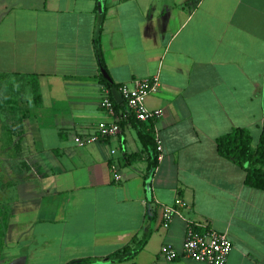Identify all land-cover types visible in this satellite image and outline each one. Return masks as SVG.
Listing matches in <instances>:
<instances>
[{
  "label": "crops",
  "instance_id": "1",
  "mask_svg": "<svg viewBox=\"0 0 264 264\" xmlns=\"http://www.w3.org/2000/svg\"><path fill=\"white\" fill-rule=\"evenodd\" d=\"M154 76L147 105L163 113L142 123L162 140L155 168L135 116L118 135L76 143L112 120L103 78L122 109L120 87ZM1 80L25 107L9 133L14 155L0 157V264H206L162 251L186 236L184 219L163 224L162 204L177 197L188 219L228 234L227 264H264V190L216 143L236 127L258 142L263 131L264 0H0ZM33 81L39 104L28 101ZM144 233L133 259L108 260Z\"/></svg>",
  "mask_w": 264,
  "mask_h": 264
},
{
  "label": "built area",
  "instance_id": "2",
  "mask_svg": "<svg viewBox=\"0 0 264 264\" xmlns=\"http://www.w3.org/2000/svg\"><path fill=\"white\" fill-rule=\"evenodd\" d=\"M159 77L134 80L132 84L125 83L120 87L125 100V107L117 109L112 96V90L108 86L102 87L100 107L107 111L112 120L99 123L90 135H77L75 141L80 146H86L107 137L118 135L122 131V122L135 116L138 120L148 121L162 115V109H150L147 105V97L157 91ZM155 140L157 142L158 160L163 158V144L158 130L155 128ZM111 170L115 180H120L119 167L111 164ZM189 207V203L182 197H177L171 204H162L163 224L167 228L175 218H182L187 222L186 236L181 250L170 244L163 246V253L169 260L179 256H185L206 264H227L228 257L234 244L227 233L210 229L206 224L188 219L183 210Z\"/></svg>",
  "mask_w": 264,
  "mask_h": 264
},
{
  "label": "trees",
  "instance_id": "3",
  "mask_svg": "<svg viewBox=\"0 0 264 264\" xmlns=\"http://www.w3.org/2000/svg\"><path fill=\"white\" fill-rule=\"evenodd\" d=\"M102 32V24L98 30L96 46L99 56V62L102 69H106L105 61L102 57L100 34ZM104 86L112 88V84L103 78ZM32 98L28 101L30 104H39L41 102V94L39 84L33 81L31 84ZM117 109L120 105L116 104ZM131 119V118H130ZM138 125L139 137L145 148L156 150V155L150 161V168H155L158 163L157 142L154 136V130L150 125H145L141 120H134ZM217 149L221 156L232 160L246 170V184L258 189L264 190V128L261 133L257 146L253 145V137L251 132L244 127H236L232 131L223 134L217 138ZM148 234L144 233L141 238L135 236L132 241L117 249L108 256V260L122 262L133 259L147 242ZM68 264H99L94 258H80L69 262Z\"/></svg>",
  "mask_w": 264,
  "mask_h": 264
},
{
  "label": "rangeland",
  "instance_id": "4",
  "mask_svg": "<svg viewBox=\"0 0 264 264\" xmlns=\"http://www.w3.org/2000/svg\"><path fill=\"white\" fill-rule=\"evenodd\" d=\"M16 91L10 88L7 82L0 81V157L6 163H8L9 156L14 155V153L9 152L8 142L10 140L9 133L13 127L18 126V122L14 120L15 115L23 114L25 107V99L21 96L20 101L14 102V95ZM17 93V92H16ZM258 143V136L255 135L253 139V145L256 146ZM3 174L8 177V166L7 164L2 167Z\"/></svg>",
  "mask_w": 264,
  "mask_h": 264
},
{
  "label": "water",
  "instance_id": "5",
  "mask_svg": "<svg viewBox=\"0 0 264 264\" xmlns=\"http://www.w3.org/2000/svg\"><path fill=\"white\" fill-rule=\"evenodd\" d=\"M103 72H104L105 77L108 78V79H110L108 73H107L105 70H104ZM113 91H114L115 93L117 92V94H119V93H118L119 90H118L117 88H114ZM119 96H120V94H119Z\"/></svg>",
  "mask_w": 264,
  "mask_h": 264
}]
</instances>
